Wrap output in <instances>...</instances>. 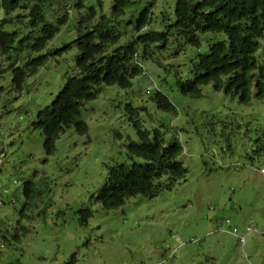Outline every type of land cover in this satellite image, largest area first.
Instances as JSON below:
<instances>
[{"label": "rangeland", "instance_id": "374dc122", "mask_svg": "<svg viewBox=\"0 0 264 264\" xmlns=\"http://www.w3.org/2000/svg\"><path fill=\"white\" fill-rule=\"evenodd\" d=\"M67 3V21L43 51L72 40L85 7H94L96 18L111 8V0H84L80 9ZM148 4L159 29L155 13L173 9L175 0H134L118 18L121 36L109 49L133 37L132 21ZM220 40L226 41L223 32L201 33L197 48L176 36L152 58H136L142 72L132 86H100L80 109L86 132L66 128L51 153L33 122L72 71L76 47L48 57L20 91L9 69L0 74V264H66L71 255L72 264H264V153L257 151L264 97L240 103L211 83L199 97H188L176 86V77L190 76L196 54ZM257 41L254 55L264 68V32ZM156 90L173 111L149 99ZM134 119L160 129L166 144H181L178 159L186 174L168 186L161 178L154 196H129L105 209L95 196L109 168L140 160L126 155V144L137 140ZM85 208L91 215L83 222Z\"/></svg>", "mask_w": 264, "mask_h": 264}, {"label": "trees", "instance_id": "16d2710c", "mask_svg": "<svg viewBox=\"0 0 264 264\" xmlns=\"http://www.w3.org/2000/svg\"><path fill=\"white\" fill-rule=\"evenodd\" d=\"M69 0H0L5 16L0 19V55L5 66L0 74L11 72V83L20 91L25 78L42 66L48 57L59 56L62 50L75 46L77 53L70 73L65 74L61 88L51 103L39 110L33 122L34 128L44 135L47 153L54 149L59 134L73 126L79 134L86 132V124L80 118V109L86 101L94 99L102 85H117L127 89L132 78L141 74L142 66L136 61L150 59L155 48L162 49L176 36L185 43L200 47V34L223 32L226 41L208 44L206 53H197L192 59L187 78L176 77V86L182 95L199 97L201 87L211 83L215 91L236 97L247 103L253 96L264 97V68L255 58L257 39L264 32V0H175L173 13L162 10L161 28H155L152 4L139 10L135 20L133 37L126 43L109 47L119 40L121 31L118 18L124 8L134 0H111L109 15L96 18L94 7H85V13L77 20L75 36L62 47H45L68 19ZM72 7H84V0H72ZM58 13L54 16V13ZM150 26V29H146ZM43 51V52H41ZM253 88V93H252ZM2 87L0 86V91ZM149 99L164 111H173L174 106L161 91H154ZM136 116L137 110L127 105ZM137 140L126 144V155L133 160L109 168L100 185L95 200L105 208L122 205L125 198L133 195L154 196L163 185L165 177L171 182L184 178L185 167L178 157L182 146L178 141L166 144L163 133L156 127L144 128L137 119ZM257 151L264 153V131L258 137ZM259 152V153H260ZM26 189L33 192L32 184ZM86 222L91 209L80 211ZM73 255L66 264H72Z\"/></svg>", "mask_w": 264, "mask_h": 264}, {"label": "clouds", "instance_id": "9594fccd", "mask_svg": "<svg viewBox=\"0 0 264 264\" xmlns=\"http://www.w3.org/2000/svg\"><path fill=\"white\" fill-rule=\"evenodd\" d=\"M197 1H199V0H196L195 2H197ZM188 2L191 4V3H195V2H190L189 0H188ZM149 5V4H148ZM175 5V4H174ZM174 9V8H173ZM173 9H169V10H167V12L169 13V14H172L173 13ZM162 10H165L166 11V9H161V10H159L158 11V15L155 13V16L159 19V17H160V14H159V12L160 11H162ZM160 20V19H159ZM148 28H150V26H148ZM22 88V87H21Z\"/></svg>", "mask_w": 264, "mask_h": 264}]
</instances>
